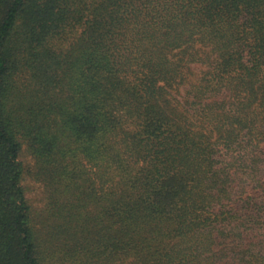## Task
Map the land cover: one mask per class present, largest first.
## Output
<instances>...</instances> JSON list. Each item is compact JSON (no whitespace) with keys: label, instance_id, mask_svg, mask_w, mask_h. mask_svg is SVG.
Wrapping results in <instances>:
<instances>
[{"label":"trees","instance_id":"1","mask_svg":"<svg viewBox=\"0 0 264 264\" xmlns=\"http://www.w3.org/2000/svg\"><path fill=\"white\" fill-rule=\"evenodd\" d=\"M0 264H264V0H0Z\"/></svg>","mask_w":264,"mask_h":264},{"label":"rangeland","instance_id":"2","mask_svg":"<svg viewBox=\"0 0 264 264\" xmlns=\"http://www.w3.org/2000/svg\"><path fill=\"white\" fill-rule=\"evenodd\" d=\"M194 73L196 75L199 73V68L193 67ZM183 89L176 90L172 92V98L176 100H181L183 98ZM20 158L25 165L26 171L23 177V184L26 187L27 198L33 207V209L41 208L45 206L48 202V194L45 183L42 179L37 177V171L35 168L34 161L30 154L26 150V146L23 145Z\"/></svg>","mask_w":264,"mask_h":264}]
</instances>
